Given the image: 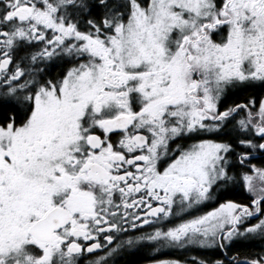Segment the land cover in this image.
<instances>
[{
	"label": "snow or ice",
	"instance_id": "obj_1",
	"mask_svg": "<svg viewBox=\"0 0 264 264\" xmlns=\"http://www.w3.org/2000/svg\"><path fill=\"white\" fill-rule=\"evenodd\" d=\"M256 238L264 0H0V264H264L229 254Z\"/></svg>",
	"mask_w": 264,
	"mask_h": 264
},
{
	"label": "trees",
	"instance_id": "obj_2",
	"mask_svg": "<svg viewBox=\"0 0 264 264\" xmlns=\"http://www.w3.org/2000/svg\"><path fill=\"white\" fill-rule=\"evenodd\" d=\"M246 197V194L242 190H237L235 195H229L228 198H242ZM263 244L257 241H254V239L250 240L249 243H244V242H239L237 245L233 248L232 254H235L239 252L241 254V257L245 255H251L256 252H260ZM262 247V248H261ZM187 255H196L200 258L203 259H208V258H218V259H223V255L220 253L219 250H200L199 252H192ZM184 256L182 257V259Z\"/></svg>",
	"mask_w": 264,
	"mask_h": 264
},
{
	"label": "flooded vegetation",
	"instance_id": "obj_3",
	"mask_svg": "<svg viewBox=\"0 0 264 264\" xmlns=\"http://www.w3.org/2000/svg\"><path fill=\"white\" fill-rule=\"evenodd\" d=\"M245 193V192H244ZM246 194V193H245ZM229 199H233V198H229ZM234 200H236V201H239V202H243V203H248V199H247V194H246V197H242V198H236V199H234ZM249 241L250 240H247V241H242V242H244V243H249ZM254 241H257V242H260V243H262L263 244V246H264V242H262L259 238H256V239H254ZM262 246V247H263ZM261 247V248H262ZM264 248V247H263ZM230 255H232V252L231 253H229ZM167 255H169L170 257H174V258H181L182 259V257H180V256H182V255H178V254H176V253H165L163 256H167ZM163 256H161V257H163ZM246 256V255H245ZM224 258V257H223ZM214 259H218V258H214Z\"/></svg>",
	"mask_w": 264,
	"mask_h": 264
},
{
	"label": "rangeland",
	"instance_id": "obj_4",
	"mask_svg": "<svg viewBox=\"0 0 264 264\" xmlns=\"http://www.w3.org/2000/svg\"><path fill=\"white\" fill-rule=\"evenodd\" d=\"M168 253H176V254H180V255H182V256H180V257H183L185 254L184 253H180V252H168ZM192 253V252H191ZM189 254V253H188ZM189 256H191V255H189ZM161 258H174V257H170L169 255H167V256H163V257H161Z\"/></svg>",
	"mask_w": 264,
	"mask_h": 264
}]
</instances>
